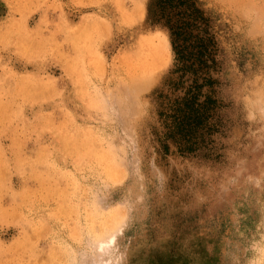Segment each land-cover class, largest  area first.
Segmentation results:
<instances>
[{
	"label": "rangeland",
	"instance_id": "rangeland-1",
	"mask_svg": "<svg viewBox=\"0 0 264 264\" xmlns=\"http://www.w3.org/2000/svg\"><path fill=\"white\" fill-rule=\"evenodd\" d=\"M199 1L230 103L217 161L153 140L173 55L147 0H0V264H264V0ZM147 36L169 58L143 89Z\"/></svg>",
	"mask_w": 264,
	"mask_h": 264
},
{
	"label": "trees",
	"instance_id": "trees-1",
	"mask_svg": "<svg viewBox=\"0 0 264 264\" xmlns=\"http://www.w3.org/2000/svg\"><path fill=\"white\" fill-rule=\"evenodd\" d=\"M146 21L166 33L173 55L152 98L158 150L219 160L217 138L226 130L230 103L220 94L223 59L213 16L199 0H147Z\"/></svg>",
	"mask_w": 264,
	"mask_h": 264
},
{
	"label": "bare ground",
	"instance_id": "bare-ground-1",
	"mask_svg": "<svg viewBox=\"0 0 264 264\" xmlns=\"http://www.w3.org/2000/svg\"><path fill=\"white\" fill-rule=\"evenodd\" d=\"M166 41L168 43L167 38ZM166 47L165 41L149 36L138 37L135 40V46L132 52L131 71L134 75L135 83H137L143 89H146L152 83V81L168 62L169 50H167Z\"/></svg>",
	"mask_w": 264,
	"mask_h": 264
}]
</instances>
